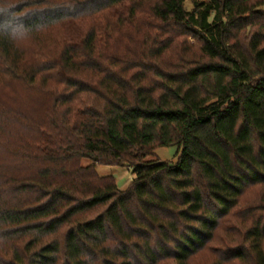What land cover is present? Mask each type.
I'll list each match as a JSON object with an SVG mask.
<instances>
[{"label":"trees","instance_id":"trees-1","mask_svg":"<svg viewBox=\"0 0 264 264\" xmlns=\"http://www.w3.org/2000/svg\"><path fill=\"white\" fill-rule=\"evenodd\" d=\"M263 183L264 0H0V264H190ZM259 208L209 264H264Z\"/></svg>","mask_w":264,"mask_h":264},{"label":"rangeland","instance_id":"rangeland-1","mask_svg":"<svg viewBox=\"0 0 264 264\" xmlns=\"http://www.w3.org/2000/svg\"><path fill=\"white\" fill-rule=\"evenodd\" d=\"M188 7L192 8V5L188 4ZM111 13L110 15H108L109 20H112ZM254 29H256V26H249L248 28H246V30L244 29L243 31H241V40L244 42L245 38L249 37ZM64 31L75 42L79 41V39H81V37L83 36V29L78 23H67V25L64 26ZM180 39V42H182L181 48H190L196 43V40L191 36ZM176 155V146L160 147L156 149L154 155L147 157V160L159 159L163 161H174L176 159ZM83 163L87 164L88 161H84ZM96 170L102 176H113L117 182L118 187L122 190L128 189L135 177L132 169L126 166L97 165ZM261 205H264V183L253 184L248 188L247 192L242 197L240 204L233 210L232 214L227 218V220L218 230L217 237H215V240L210 243L211 248L193 257L190 261V264H209L211 259H213L212 252L216 253V251H219L224 241L232 240L234 243V241L239 238L238 230H241L240 226L243 219L248 218L249 214L254 212L256 209H258V211H261L259 210V207Z\"/></svg>","mask_w":264,"mask_h":264}]
</instances>
